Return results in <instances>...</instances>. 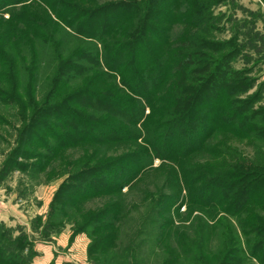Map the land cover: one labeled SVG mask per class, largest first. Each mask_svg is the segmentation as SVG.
I'll return each mask as SVG.
<instances>
[{"label": "trees", "instance_id": "trees-1", "mask_svg": "<svg viewBox=\"0 0 264 264\" xmlns=\"http://www.w3.org/2000/svg\"><path fill=\"white\" fill-rule=\"evenodd\" d=\"M91 3L0 0V124L18 126L0 184L13 170L46 173L65 149L81 147L74 168L54 178L42 227L69 223L72 234L85 233L90 264L148 256L153 264H264V106L234 66L264 33L233 21L221 40L214 0ZM214 130L241 143L220 140L209 158L192 154ZM122 141L132 148L117 151ZM148 177L159 178L154 194L137 189ZM134 189L139 203L129 196L127 208L124 193ZM97 197L99 206L83 208ZM33 255L26 234L0 222V264H30Z\"/></svg>", "mask_w": 264, "mask_h": 264}, {"label": "rangeland", "instance_id": "rangeland-1", "mask_svg": "<svg viewBox=\"0 0 264 264\" xmlns=\"http://www.w3.org/2000/svg\"><path fill=\"white\" fill-rule=\"evenodd\" d=\"M109 1H117V0H93V3L91 4H100V3H105ZM162 4L163 5H159V10L160 11L163 10L166 13H168L169 12L168 5L166 6V3H162ZM214 4L215 6L213 9V17L218 19V21H216L217 19L215 20V23L221 22V24H223L224 26V30L222 31L223 37H221L222 38L221 40L227 38L230 35L231 31L229 29L231 28L233 21L235 22L248 21L249 23L255 22V28H256L255 30H257L256 32H258L259 34L264 33V5H263L264 0H214ZM180 11L182 10L180 9ZM177 27L178 26H174L173 33H175V31L178 29ZM258 33L256 35L257 38L260 37ZM214 39L216 40V38ZM256 47H258L256 52H252L248 50L242 51L243 54L238 55L236 59L237 62L235 63L234 66H236V68H239V70L243 69L240 75L250 80V85L247 90V94L248 95L255 94L256 99H257L256 102L264 106V42H256ZM209 53H211L213 56L217 54V53H212V52H209ZM46 72L47 71L44 67L41 73L46 74ZM3 109L5 112H7V114H9L10 112L11 113L16 112V109L9 108V107H5ZM6 120H8L9 123L0 124V167L2 165L4 158L6 157L7 152H9V149L13 147V139L14 137H16V133H14V129L18 127L16 125L17 124L16 120L9 119V118H6ZM208 123L213 124V122L210 120ZM225 139H229V141H233L232 142L233 144L230 143L231 147L232 145L234 147H237L241 143L240 140L235 139V137H232L228 133H220L219 131L217 132L216 130H214L213 132L210 133L209 137L204 139L205 141L204 148L192 154H198L199 157L201 156L204 158H209L211 157V154L213 153V149L216 147V145L217 144L219 145V141L225 140ZM195 143L196 142H194L193 144ZM132 144L133 143L128 142V141H122L121 143H118L116 145L118 146L117 151L119 150L124 151V149L127 150L129 148H132ZM178 148H180L179 150H182V148L184 147L182 145L178 147L177 146L174 147V149H176L177 151H178ZM29 149L31 151L37 150V148H29ZM83 153L84 152H82L81 147L65 149L62 152V155L60 156V158L57 160V164H55V166L53 165L54 168L48 167L47 168L48 171L46 173L41 172L40 174H37V175H31V177L28 175L22 176L19 170H13L7 176L8 178L6 179V183L5 184L1 183L4 185L3 186L4 190L0 191V199L2 200L0 203V218H2V214H1L2 211L6 209H10V207H12L13 205L14 206L19 205V207L22 206V210H23L26 207V204L28 202H31V205L33 204L35 207L36 203L39 201V199L36 196H44V192H42V190L41 191L37 190V192H34L36 190L35 186L38 187L39 185L37 183L49 182L51 181V179L54 181V178L60 172L59 169L61 168L63 169L65 168L70 169L72 167L74 168L75 165L73 166L71 161L75 162V160H77L79 157H83ZM110 154L112 155V151ZM189 156H192V155H189ZM20 160H21L19 161L20 163L26 162V160L24 159H20ZM158 161L159 160L157 159H153L152 165L156 166L158 164ZM127 166H130V165H127ZM148 178H146L145 180H142L141 184L139 185V188L137 189L147 188L148 190H150L151 193L154 194L155 190L153 186L160 184L159 178H156V177H148ZM55 180H60V179H55ZM137 189L132 190V192H130L128 195L124 193L126 196L125 203H126L127 208L131 200L130 197H132L136 203H139L138 199H139L140 192ZM124 190H125L124 188L121 189V191H124ZM117 195H119V193L117 194L116 192L111 191V198ZM103 198L104 197H97V198H94L93 200H89L85 203V206L83 208L84 209H94L102 203ZM41 200L42 199H40V201ZM34 207L32 208L33 210H30L31 212H33L34 210H37V208H34ZM185 208L186 206L183 203L180 205L178 211L185 212L184 211ZM35 216L32 218V222L28 223L27 226L20 225L21 223H19V219L16 218L15 216H11V215L9 216L10 218L15 219V221L11 223L12 224L11 228H13L14 231L16 230V235H20L22 233L27 234L30 237L29 240L31 241V244H34L32 241L33 239H41V237L46 236L44 232H42L40 229H37V227L39 226L35 224L36 223L34 221ZM71 217L73 218L76 217L75 211L72 213ZM7 220L6 222L9 221ZM173 221H174V224L180 223L181 225L183 224V226H187L186 225L187 223H183V221H181V219L176 217L174 214H173ZM0 222H3V221L0 219ZM130 223L131 222H127L123 230L132 231V229L129 226ZM24 226L28 229L32 226L34 230L27 231V229ZM107 232H108L107 230L100 231L96 236L105 235ZM88 242H89V239H88ZM171 247H172V244H171ZM105 250L106 251L109 250V252L111 251V249H103L99 252H102L101 254H103ZM142 252L147 253V251L145 250H143ZM142 252H141V255H142ZM157 259L158 258L153 259V257L148 256L147 259L145 258L144 264H147V261H148V264H149V261H151L152 264L156 263L158 261Z\"/></svg>", "mask_w": 264, "mask_h": 264}, {"label": "crops", "instance_id": "crops-1", "mask_svg": "<svg viewBox=\"0 0 264 264\" xmlns=\"http://www.w3.org/2000/svg\"><path fill=\"white\" fill-rule=\"evenodd\" d=\"M23 175L24 174H22V176ZM6 179L2 181L3 184L6 183ZM60 181L61 179L54 181L51 180L49 182H39L37 183L39 184L38 187L34 185L36 187V190L34 192H37V190H42V192H44V196H36L39 201L36 203L35 207L33 204L31 205V202H28L26 204V207L22 210V206L19 207V205L16 204L17 206L13 205L12 207H10V209L3 210L1 213L2 218L0 219L8 227H11V223L15 221V219L9 217L10 215L18 218L19 223H21L20 225L26 226L28 225V223L32 222V218L35 215V218H41L42 224L41 226L39 225L37 229H40L42 232H44L46 236L41 237V239L32 240L34 243L32 244L34 255L30 264H89L86 255L88 237L85 233L81 232L72 234L71 226L69 223H64V225L57 230H43L42 226L46 220L50 202ZM3 184L0 185L3 187ZM40 199L42 200L40 201ZM33 207L37 208V210L31 212L30 210H33ZM6 220L9 223L6 222ZM26 229L27 231L34 230L32 226L29 229ZM14 235H16V230L14 231ZM27 237L28 239L30 238L28 235Z\"/></svg>", "mask_w": 264, "mask_h": 264}, {"label": "built area", "instance_id": "built-area-1", "mask_svg": "<svg viewBox=\"0 0 264 264\" xmlns=\"http://www.w3.org/2000/svg\"><path fill=\"white\" fill-rule=\"evenodd\" d=\"M4 190L3 187L0 185V191ZM1 199H0V203H1Z\"/></svg>", "mask_w": 264, "mask_h": 264}]
</instances>
